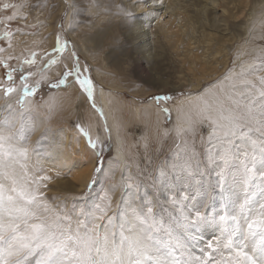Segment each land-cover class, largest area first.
<instances>
[{
  "label": "snow or ice",
  "instance_id": "1",
  "mask_svg": "<svg viewBox=\"0 0 264 264\" xmlns=\"http://www.w3.org/2000/svg\"><path fill=\"white\" fill-rule=\"evenodd\" d=\"M141 2L151 9L163 0ZM25 7V3L2 4V9L11 10V15L0 18L5 28L0 41H7L8 48L14 35L10 22L26 19ZM155 14L152 10L145 13L148 17ZM124 15L131 17L132 13L124 11ZM256 23L253 21V27ZM259 23L264 25V19ZM15 31L23 34V29ZM68 46L57 34L52 52L43 53L39 60L33 51L12 67L9 61L19 58L0 56V66L5 69L0 94L6 99L18 94L16 104L21 110L18 118L7 104L9 117L0 121V264H264V49L251 63L241 64L239 71L233 67L220 80L189 96L187 103L211 127L208 142L212 146L206 150L203 167L200 161L194 166L182 165L180 171L187 182L168 189L170 195L162 193L163 201L157 196L155 203L145 194L133 206L131 197L139 185L125 182L119 210L110 214L116 185L94 190L107 174L103 142L99 137L93 139L89 128L76 125L97 158L85 193L88 201L79 212L75 204L69 211L50 203L42 189H47L53 177L30 171L31 149L22 119L29 106L27 98L47 80L46 70L61 63ZM5 51L0 47V54ZM70 57L62 65L58 83L49 87L66 86L72 77L105 120L108 132L103 109L93 100L91 78L82 75L75 51ZM32 66H37L35 72ZM36 75L39 79L29 83ZM153 99L160 104L172 97ZM162 111L169 115L167 107ZM191 131L190 124L176 128L177 137ZM165 176L161 170L160 178ZM216 189L219 193L213 195ZM172 223L183 229L180 235L175 234ZM208 230L212 235L205 239Z\"/></svg>",
  "mask_w": 264,
  "mask_h": 264
},
{
  "label": "rangeland",
  "instance_id": "2",
  "mask_svg": "<svg viewBox=\"0 0 264 264\" xmlns=\"http://www.w3.org/2000/svg\"><path fill=\"white\" fill-rule=\"evenodd\" d=\"M3 3L26 4L22 12L26 14L27 18L10 22L11 30L14 32L11 41L12 47L8 48L7 41H0V47L6 49L0 56L7 57L8 54H11L13 57L19 58L9 61L12 67H17L33 51L37 53L38 60L43 53L52 52L57 34L69 45L62 54L61 63L46 70L47 80L41 81V86L36 93L27 98L29 106L23 112L22 119L24 135L27 137L26 143L31 149L30 171L37 175H49L43 163L52 147L56 146L60 137L64 135L63 130H77L78 123L89 128L93 139L99 137L103 142L102 155L107 174L106 178H101L102 185H95L94 190L99 191L101 186L109 188L116 185L110 214H115L119 210L121 195L126 191L123 187L125 182L139 185L131 197L133 206L139 205L145 194L155 203L157 196L163 201L166 197L162 193L170 195L168 189H174L187 182L188 178L180 171L182 165L190 163L194 166L197 161H200L201 167H203L206 150L212 146L208 142L211 127L208 121L201 119L195 109L190 107L184 111L182 107L189 105L187 103L189 96L194 97L205 87L220 80L233 67L239 71L241 64L251 63L255 58V56L245 55L239 59V51H245L248 46L255 52L264 49V36L259 40L250 37L248 42L245 41V38H240L241 40L239 39L236 44L231 45L225 67L222 65H218L217 68L212 66L205 71L196 69L187 60V42L191 40L190 36L200 38L201 28L197 23L194 29L191 26L187 28L185 37L183 36V40L178 42L176 48L163 29V27L174 26L175 17L173 19L166 13L148 17L145 15L149 11L148 8H144L143 12L137 11L138 17H135L134 13L136 12L125 9L122 0H61V3L60 0H0V18L11 15V10L2 9ZM61 4L64 8H61ZM122 9L123 11H121ZM124 11L131 12L132 16L126 17ZM137 20H142L146 27L147 42L152 47L151 53H154L148 57L149 59L142 58L141 64L138 63L139 55L133 51V44L127 41L128 33ZM176 24L178 23H175L173 31L176 30ZM115 25L114 31L108 30L110 43L108 46L102 47L99 52L100 59L92 61L85 52L87 48L83 38L92 35L97 29H107ZM17 28L23 29V34L16 32ZM4 30V26L0 25V32ZM102 34L107 35L105 32ZM111 35L115 36L111 38ZM93 46H95V42L89 44L91 48L89 53L94 50ZM191 46L199 57H203L204 53L208 56L213 55V49H210L208 53L205 52V45L201 42H195ZM73 51L79 59L82 75L89 76L93 82V100L98 108L103 109L108 132L104 130L105 120L101 119L99 113L92 107V101L88 100L87 95L81 91L72 77L68 78L66 86L49 87L50 83H58L61 78L62 65L70 61V54ZM220 55L218 54L217 57L221 59ZM36 67L32 66L31 70L35 72ZM25 69L28 70L27 65H25ZM98 70L109 74L123 86L122 91H118L115 95L116 102H120L122 108L125 109H121L120 114H116L113 108L109 109L101 103L100 95L103 86H101L96 73ZM4 73L5 69L0 66V80L4 79ZM19 75L16 73L17 77ZM36 79H39V75L31 77L29 83ZM199 81H201L200 85H198ZM71 82L76 84L78 92L70 91ZM17 83H19L18 80ZM163 95H169L172 99L157 104L153 97ZM17 99L18 94L7 99L0 94V121L9 117L7 104L13 106L15 111L12 114L19 118L21 110L16 104ZM151 102L160 107L161 116L159 114L148 118L141 112ZM165 107L169 109V115L162 111ZM89 112L92 114L94 122L91 121ZM115 115L116 117L120 115L121 122L125 120V125L121 122L119 124ZM114 118L115 122H113ZM91 124L92 126L95 124L94 133H92L94 129L91 130ZM189 124L192 131L187 132L183 137H177L176 128L178 126L188 127ZM116 134L122 140L120 147L124 151V160H120L116 156ZM84 140L87 144L85 138ZM177 145L180 147L178 148ZM89 150L90 155L95 157L96 167L97 158L94 150L91 148ZM85 162H88V158L85 159ZM85 166H87L86 163ZM109 168H111L110 172ZM76 170L79 172V168ZM161 170L166 173L164 178H160ZM63 175H65V180H70V172H65ZM59 176L61 175L59 174ZM59 176L56 174L52 176L53 179L48 183L47 189L42 190L54 206L65 207L70 211L75 204L76 211L79 212V209L85 207L86 201H88V197L85 195L88 191L87 186L76 193L72 190L62 189L56 181ZM205 186L208 187L207 183ZM208 190L211 192V188ZM218 193L219 189H216V192L212 194L217 195ZM164 218L166 223L169 222L166 213ZM172 227L176 235H180L183 231L175 223H172ZM203 235L207 239L212 233L208 230Z\"/></svg>",
  "mask_w": 264,
  "mask_h": 264
},
{
  "label": "bare ground",
  "instance_id": "3",
  "mask_svg": "<svg viewBox=\"0 0 264 264\" xmlns=\"http://www.w3.org/2000/svg\"><path fill=\"white\" fill-rule=\"evenodd\" d=\"M122 2L125 9H129L131 12H136L134 13L135 17H138L137 11L143 12V9L145 8L141 0H122ZM62 4L61 8H64ZM149 10L154 11L156 16H159L161 13H166L167 15H170L171 18H176L175 23L178 24H176L175 31L172 30L175 23L171 28L169 26L165 28L163 27L164 32L167 33L176 48L178 42L183 40V36L185 37L187 28L191 26L194 29L196 23L198 24L199 28H201L200 38L190 36L191 40H188L187 42V60L189 64L194 65L196 69L207 71L212 66L215 68H217L218 65L225 67L228 62L229 50L232 44H236L240 38H245V41L248 42L250 37L259 40L264 36V25L259 23L261 19H264V0H163L162 4H156L154 8ZM253 21L257 22L255 27H253ZM115 28L116 25L107 29H97L92 35H87L83 38V42L86 44V46H84L87 48L85 49V52L92 61L100 59L99 52L102 47H106L110 43L108 30L114 31ZM102 32L107 33V35L102 34ZM192 33L193 31L191 34ZM112 36L114 37L115 35H111V38ZM105 38L106 41L104 42ZM147 39L148 31L146 27L143 25L142 20H137L136 24L133 25L128 33L127 41L133 44L134 53L139 55V64L142 63V58L149 59L148 57L154 54L151 53L152 47L150 46V43L147 42ZM193 39L194 41L192 42ZM94 42V50L89 53V50H91L89 44ZM195 42L203 43L206 48L205 52L207 53L210 49H213V55L208 56L204 53L203 57L197 56L191 46ZM256 53L255 50L248 46L245 51H239L238 57L239 59L245 57V55L253 57L256 56ZM218 54H221V59L217 57ZM197 60H199L200 63ZM96 73L102 84L101 86H103L100 95L101 103L106 105L109 109L113 108L116 114H120L122 111L121 109H125L122 108L120 102H116L115 95L118 91H122L121 88L123 86L118 84L117 80L109 74H104L100 70ZM200 84L201 81H199L198 85ZM71 85L70 91H73V93L78 92L76 84L71 82ZM190 107V105H186L183 106L182 109L187 111ZM141 112H143L144 116L148 118L155 117L154 115L159 114L161 116L160 107L154 105L152 102L151 104L146 105ZM180 115L181 113L179 112V117ZM117 116L119 117H116V115L114 117L118 119L119 124L122 123L125 125V120L123 123L121 122L122 119H120V115ZM91 117L92 114L90 119L93 121V117ZM113 122H115V118ZM116 123L114 124L116 125ZM94 125L95 124L92 126L91 124L90 126L91 130L94 129L92 133L95 131ZM63 132L64 135L60 137V141L55 144L56 146L52 147L51 151L45 158L43 165L45 170L51 176H54L57 171H59L61 176L57 177L56 181L62 189H67L69 191L72 190L76 193L86 188L90 182L93 176L96 160L95 157L90 155V148L87 146L84 137L78 132V130L70 131L69 129H64ZM115 136L117 140V145L115 146L116 156L120 158V160H124V151L120 147L122 140L119 135L116 134ZM86 158H88V162H85ZM85 163L87 166L84 167ZM75 168H79V172ZM65 172L71 173L70 180H65V175H63Z\"/></svg>",
  "mask_w": 264,
  "mask_h": 264
}]
</instances>
